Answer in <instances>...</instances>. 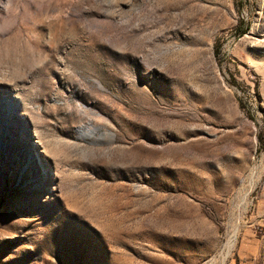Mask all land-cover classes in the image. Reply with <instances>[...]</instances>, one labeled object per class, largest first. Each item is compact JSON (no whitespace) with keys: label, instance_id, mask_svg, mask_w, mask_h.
<instances>
[{"label":"rangeland","instance_id":"1","mask_svg":"<svg viewBox=\"0 0 264 264\" xmlns=\"http://www.w3.org/2000/svg\"><path fill=\"white\" fill-rule=\"evenodd\" d=\"M0 264H264V0H0Z\"/></svg>","mask_w":264,"mask_h":264}]
</instances>
